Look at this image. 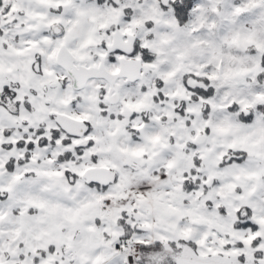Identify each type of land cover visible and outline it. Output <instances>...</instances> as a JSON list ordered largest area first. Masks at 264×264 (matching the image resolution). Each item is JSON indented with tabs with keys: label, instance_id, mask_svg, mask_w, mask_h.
Returning <instances> with one entry per match:
<instances>
[{
	"label": "snow or ice",
	"instance_id": "1",
	"mask_svg": "<svg viewBox=\"0 0 264 264\" xmlns=\"http://www.w3.org/2000/svg\"><path fill=\"white\" fill-rule=\"evenodd\" d=\"M0 264H264V0H0Z\"/></svg>",
	"mask_w": 264,
	"mask_h": 264
}]
</instances>
